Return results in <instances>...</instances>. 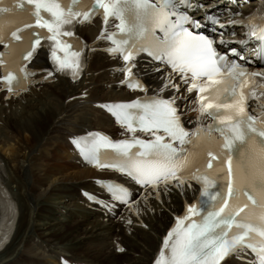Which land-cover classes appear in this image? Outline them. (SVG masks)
I'll return each instance as SVG.
<instances>
[{
  "label": "snow or ice",
  "instance_id": "6c2138e0",
  "mask_svg": "<svg viewBox=\"0 0 264 264\" xmlns=\"http://www.w3.org/2000/svg\"><path fill=\"white\" fill-rule=\"evenodd\" d=\"M25 2L28 23L16 28L0 25L4 49L0 51L4 70L0 81L8 91L20 79L17 73L25 80L33 75L25 62L34 58L42 41L47 42L52 64L47 77L61 73L80 79L88 45L80 42L75 28L90 24L97 16L102 27L95 41L107 43L103 51L120 61L121 86L147 93L146 84L135 73L141 57L150 61L154 72L162 69L168 73L161 75V84L152 96L99 105L130 137L113 141L94 133L88 140L74 137L70 141L89 164L131 180L143 190L145 200L152 192L159 199L161 189L166 191L170 185L181 191L185 186L191 188L192 181L200 185V198L185 204L174 217L152 264H227L231 256L246 262L252 254L253 264H264V67L249 71L241 63L245 59L241 48H247L248 42L225 39L235 36L233 29L246 21L230 18L221 23L207 9L198 20L193 13L203 8L200 0ZM111 20L118 21L116 31L109 30ZM202 23L212 25L215 39L197 31ZM246 36L256 41V50L264 57V26H249ZM216 44L227 47V53L218 51ZM17 51L13 70L8 58ZM175 77L188 93H196L198 108L192 110L200 114L197 121L207 118L211 123H197L191 132L186 130L177 104L186 97L179 95L181 85L174 82ZM169 90V95H162ZM253 97L260 104L250 112L247 102ZM101 151L117 154L120 162L98 159ZM97 184L110 194L111 202L93 193H85L86 198L109 213L121 204L139 214L127 187ZM203 205L207 207L202 211ZM6 239L0 237V244ZM117 251L125 249L118 246Z\"/></svg>",
  "mask_w": 264,
  "mask_h": 264
},
{
  "label": "bare ground",
  "instance_id": "6f19581e",
  "mask_svg": "<svg viewBox=\"0 0 264 264\" xmlns=\"http://www.w3.org/2000/svg\"><path fill=\"white\" fill-rule=\"evenodd\" d=\"M239 1L200 0L203 8L193 14L198 18L207 9L219 18L226 17L223 9L234 10ZM100 29L95 19L79 26L78 32L91 41ZM44 63L39 52L33 65L40 68ZM119 64L118 59L91 47L78 80L58 77L16 98L0 91V157L18 211L12 237L0 252V264H59L60 256L80 264H150L172 213L193 196L192 187L181 191L169 186L166 191L161 189L159 199L140 197L134 205L139 214L118 207L114 215L82 198L80 189L97 191L94 177H106L107 172L80 164L68 137L87 129H115L97 103L133 96L119 84L122 76L115 69ZM135 72L145 77L151 92L158 91L161 75L168 74L162 69L154 72L143 57L138 58ZM174 82L181 85L179 95L186 97L177 100L184 117L197 121L200 114L192 110L191 96L183 92L178 77ZM118 246L125 251L117 254ZM227 264L250 262L231 256Z\"/></svg>",
  "mask_w": 264,
  "mask_h": 264
},
{
  "label": "rangeland",
  "instance_id": "374dc122",
  "mask_svg": "<svg viewBox=\"0 0 264 264\" xmlns=\"http://www.w3.org/2000/svg\"><path fill=\"white\" fill-rule=\"evenodd\" d=\"M116 253H117V254H121V252H118L117 249H116Z\"/></svg>",
  "mask_w": 264,
  "mask_h": 264
}]
</instances>
